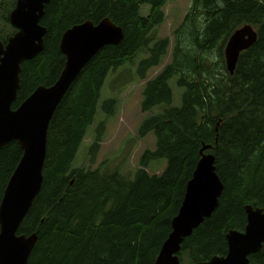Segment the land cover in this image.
Returning <instances> with one entry per match:
<instances>
[{
	"label": "trees",
	"instance_id": "obj_1",
	"mask_svg": "<svg viewBox=\"0 0 264 264\" xmlns=\"http://www.w3.org/2000/svg\"><path fill=\"white\" fill-rule=\"evenodd\" d=\"M169 0H50L40 24L46 28L44 48L24 62L20 87L11 108L38 86L48 87L65 62L59 44L69 28L109 19L123 30L117 46H105L83 68L49 124L43 181L39 194L18 229V235L37 234L29 264H153L171 232V221L185 187L204 154L214 156L223 185L217 209L181 244L180 264L206 262L227 251L225 235L242 232L244 206L264 203V0H189L190 9L177 27L172 62L141 93L140 109L151 113L137 135L152 133L155 149L139 160L132 175L118 170L74 167L77 152L92 126L100 93L108 77L135 66L137 79L157 67L169 41L159 40L155 28L164 20ZM15 0H0V34L4 43L13 33L8 16ZM150 7L148 17L140 7ZM250 25L256 42L239 55L234 73L226 70L224 48L234 31ZM141 53L148 57L135 63ZM116 76V83L132 77ZM182 90L171 106L169 82ZM116 101L105 100L100 111L111 117ZM89 153L94 161L103 132L99 126ZM22 150L12 141L0 148V201ZM164 161L160 175L149 176L152 162ZM264 264V245L249 256Z\"/></svg>",
	"mask_w": 264,
	"mask_h": 264
},
{
	"label": "water",
	"instance_id": "obj_2",
	"mask_svg": "<svg viewBox=\"0 0 264 264\" xmlns=\"http://www.w3.org/2000/svg\"><path fill=\"white\" fill-rule=\"evenodd\" d=\"M50 0H16L9 23L16 32L5 45L0 41V148L15 141L22 156L9 178L0 201V264H29L37 234L18 235V229L41 190L46 156L47 132L54 112L86 64L105 46H117L124 34L109 19L94 25L91 21L75 25L61 36L59 49L65 58L56 81L38 86L17 109H12L20 87L21 65L35 58L44 48L46 28L40 25L44 7ZM257 40L250 25L233 32L224 48L226 70L233 74L239 55ZM201 149L198 161L171 232L153 264H180L178 253L205 219L217 209L223 185L216 175L214 156ZM246 225L242 232L225 235L226 254L196 264H250L249 256L264 245V203L262 208L244 206Z\"/></svg>",
	"mask_w": 264,
	"mask_h": 264
},
{
	"label": "rangeland",
	"instance_id": "obj_3",
	"mask_svg": "<svg viewBox=\"0 0 264 264\" xmlns=\"http://www.w3.org/2000/svg\"><path fill=\"white\" fill-rule=\"evenodd\" d=\"M190 6L189 0H169L164 6V20L160 26L155 28V34L159 40L167 39L169 47L167 54L161 59L160 64L146 73L145 80L135 77V66L133 65L125 66L122 70L106 79L100 93L94 122L83 138L73 163L74 167H83L85 169L102 168L110 171L118 170L123 175H133L135 171L141 169L138 165L140 157L144 152L154 150L155 137L150 133L141 139L137 135V128L142 120L151 114L159 112V109H155L151 113H143L141 111V93L148 81L156 78L164 68L171 64L172 49L176 38L175 32L189 12ZM149 10V6H142L140 14L143 17H148ZM10 31V28H5L3 31L0 30V34L8 35ZM145 57H148V53H141L135 63ZM116 76L124 78L127 76L132 77V79L130 82L127 81L124 84H119L116 83V79L113 80ZM169 84L172 92L171 106H178L182 90L177 87L174 80H171ZM107 99H114L116 101L115 112L111 117L105 116L100 111L101 104ZM99 126H102L103 132L100 136L93 161L89 148L95 143L96 129L98 131ZM164 168V161H156L152 162L145 171L149 176L160 175Z\"/></svg>",
	"mask_w": 264,
	"mask_h": 264
}]
</instances>
